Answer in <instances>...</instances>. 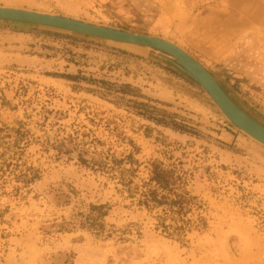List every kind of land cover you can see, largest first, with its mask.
Wrapping results in <instances>:
<instances>
[{
    "label": "rangeland",
    "instance_id": "374dc122",
    "mask_svg": "<svg viewBox=\"0 0 264 264\" xmlns=\"http://www.w3.org/2000/svg\"><path fill=\"white\" fill-rule=\"evenodd\" d=\"M252 5L0 0L169 40L264 126ZM168 59L0 22V264H264V145Z\"/></svg>",
    "mask_w": 264,
    "mask_h": 264
},
{
    "label": "water",
    "instance_id": "95a60500",
    "mask_svg": "<svg viewBox=\"0 0 264 264\" xmlns=\"http://www.w3.org/2000/svg\"><path fill=\"white\" fill-rule=\"evenodd\" d=\"M0 22L36 26L81 35L117 45L149 49L173 58L169 63L190 78L211 98L231 124L264 145V127L241 112L222 92L215 79L191 56L173 43L146 34H135L80 19L22 8L0 6Z\"/></svg>",
    "mask_w": 264,
    "mask_h": 264
},
{
    "label": "bare ground",
    "instance_id": "6f19581e",
    "mask_svg": "<svg viewBox=\"0 0 264 264\" xmlns=\"http://www.w3.org/2000/svg\"><path fill=\"white\" fill-rule=\"evenodd\" d=\"M233 2H234V4L236 5V7H237V9H239L240 10V12H242L243 14H245L246 16H249V17H252V16H255L257 13H258V11H259V9L260 8H257V9H255V6H253L252 5V0H233ZM5 7V6H4ZM8 7V6H7ZM13 8H15V7H13ZM28 10V9H27ZM30 11V10H29ZM183 30V29H182ZM185 32H186V29H185ZM135 34H137V33H135ZM147 35V34H146ZM151 36H153V35H151ZM160 38H162V37H160ZM164 39V38H163ZM166 40V39H165ZM167 41H169V40H167ZM169 42H171V41H169ZM172 43V42H171ZM174 44V43H173ZM174 45H176V44H174ZM126 46H129V45H126ZM177 47H179L180 48V46H178V45H176ZM181 50H183L182 48H180ZM185 53H187L185 50H183ZM162 54V53H161ZM188 54V53H187ZM164 55V54H163ZM189 55V54H188ZM165 56H167V55H165ZM190 56V55H189ZM169 58H171L170 56H168ZM192 57V56H191ZM193 58V57H192ZM194 59V58H193ZM168 60H170V61H173V58H171V59H168ZM196 60V59H195ZM197 61V60H196ZM198 62V61H197ZM199 63V62H198ZM200 64V63H199ZM201 65V64H200ZM202 66V65H201ZM203 67V66H202ZM206 71H207V69L205 68V67H203ZM212 77H213V75L209 72V71H207ZM213 79H215L214 77H213ZM215 82L217 83V85L219 86V88L222 90V92L226 95V97L229 99V101H231L241 112H243L228 96H227V94L224 92V90L220 87V85L218 84V82L216 81V79H215ZM208 96V95H207ZM209 97V96H208ZM210 98V97H209ZM211 99V98H210ZM213 102V101H212ZM214 103V102H213ZM215 104V103H214ZM218 108V107H217ZM219 109V108H218ZM220 110V109H219ZM221 112V111H220ZM222 113V112H221ZM245 115H247L245 112H243ZM224 116V115H223ZM248 116V115H247ZM225 117V116H224ZM250 117V116H249ZM251 118V117H250ZM227 119V118H226ZM252 119V118H251ZM255 121V120H254ZM255 122H257V121H255ZM231 123V122H230ZM258 123V122H257ZM258 124H260V123H258ZM233 125V124H232ZM261 125V124H260ZM234 126V125H233ZM261 126H263V125H261ZM236 127V126H235ZM264 127V126H263ZM237 128V127H236ZM239 129V128H238ZM240 130V129H239ZM245 133V132H244ZM247 135V134H246ZM249 137H251V136H249ZM252 138V137H251ZM253 139V138H252ZM255 140V139H254ZM255 141H257V140H255ZM258 142V141H257ZM261 144V143H260ZM263 145V144H262Z\"/></svg>",
    "mask_w": 264,
    "mask_h": 264
},
{
    "label": "built area",
    "instance_id": "2783aa9c",
    "mask_svg": "<svg viewBox=\"0 0 264 264\" xmlns=\"http://www.w3.org/2000/svg\"><path fill=\"white\" fill-rule=\"evenodd\" d=\"M264 201V200H263ZM258 207L253 212L257 222V228L264 233V202H256Z\"/></svg>",
    "mask_w": 264,
    "mask_h": 264
}]
</instances>
